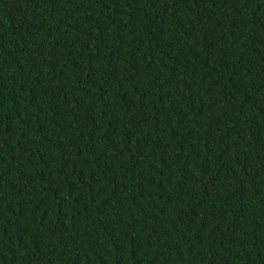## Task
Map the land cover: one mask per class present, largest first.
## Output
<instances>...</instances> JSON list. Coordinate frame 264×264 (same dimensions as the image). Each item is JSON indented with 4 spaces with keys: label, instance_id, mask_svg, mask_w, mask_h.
Wrapping results in <instances>:
<instances>
[{
    "label": "trees",
    "instance_id": "16d2710c",
    "mask_svg": "<svg viewBox=\"0 0 264 264\" xmlns=\"http://www.w3.org/2000/svg\"><path fill=\"white\" fill-rule=\"evenodd\" d=\"M0 264H264V0H0Z\"/></svg>",
    "mask_w": 264,
    "mask_h": 264
}]
</instances>
